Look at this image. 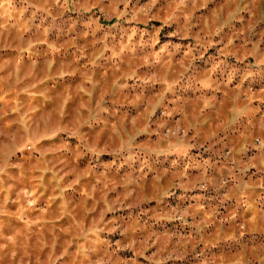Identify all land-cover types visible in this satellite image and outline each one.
Masks as SVG:
<instances>
[{"label": "rangeland", "instance_id": "rangeland-1", "mask_svg": "<svg viewBox=\"0 0 264 264\" xmlns=\"http://www.w3.org/2000/svg\"><path fill=\"white\" fill-rule=\"evenodd\" d=\"M0 264H264V0H0Z\"/></svg>", "mask_w": 264, "mask_h": 264}]
</instances>
